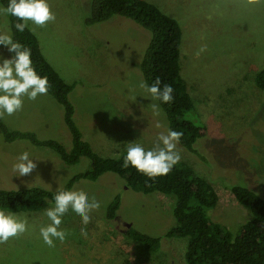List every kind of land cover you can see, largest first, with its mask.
<instances>
[{"label":"rangeland","instance_id":"374dc122","mask_svg":"<svg viewBox=\"0 0 264 264\" xmlns=\"http://www.w3.org/2000/svg\"><path fill=\"white\" fill-rule=\"evenodd\" d=\"M91 1L50 0L55 22L36 27L33 33L47 61L67 83L74 84L69 93L73 120L95 152L118 157L129 142L151 148L168 129L161 105L141 97L146 94L138 88L145 82L140 63L151 32L121 15L87 25ZM146 1L179 23L180 75L194 105L184 117L206 128L193 144L197 155L177 144L180 161L212 185L218 200L208 215L235 236L251 214L233 197L230 187H247L264 199V92L254 83L255 73L264 66V3ZM9 28V17L0 15V30ZM0 53L12 55L3 45ZM152 103L159 104L158 115ZM1 121L10 131L32 132L38 139H54L71 149L63 107L49 93L26 100L21 112ZM25 150L44 161H37L31 174L16 177L12 164ZM89 164L84 156L66 164L53 150L27 139L7 141L0 130V189L57 190ZM70 190L100 202V208L90 213V222L82 224L69 211L61 225L66 240L50 248L39 237V227L48 223L43 213L50 204L38 211L14 212L27 217L31 227L0 244V264H183L186 239L164 236L175 225L170 197L135 190L114 172L96 180L80 179ZM116 195L120 205L110 223L105 211ZM128 226L161 236L158 251L149 252L127 238Z\"/></svg>","mask_w":264,"mask_h":264},{"label":"trees","instance_id":"16d2710c","mask_svg":"<svg viewBox=\"0 0 264 264\" xmlns=\"http://www.w3.org/2000/svg\"><path fill=\"white\" fill-rule=\"evenodd\" d=\"M8 0H0L4 7ZM121 15L133 20L151 32V38L140 63L145 82L153 84L157 79L173 88V101L160 104L165 112L167 126L180 131L183 136L178 143L183 149L197 155L193 147L196 140L206 133V128L184 117L193 109L190 91L180 75L181 28L176 19L163 13L146 0H92L85 23L92 25ZM15 18L9 17V27ZM15 40L31 49L37 70L48 77L49 94L63 107V119L70 132V150L54 139L41 140L34 133L10 131L0 119V130L7 141L27 139L33 145L53 150L66 164H75L80 157H87L89 167L73 174L66 184L57 190L32 186L20 189H0V207L11 212L38 211L52 201L55 192L69 190L80 179L96 180L105 172H114L123 177L127 185L144 193L158 192L171 198V211L175 225L165 237L186 239L183 264H264V199L254 191L240 185L230 187L233 197L250 211L237 235L221 223L213 221L208 211L215 207L218 197L212 185L197 175L192 167L180 161L166 175L150 179L135 169L122 167L124 150L118 157H102L82 138V133L73 120L74 106L69 93L74 84L67 83L44 57L36 35L26 29L18 32L11 28ZM255 85L264 92V66L254 75ZM120 205L119 195L114 196L106 208L105 220L113 223ZM125 236L143 245L149 252L160 247L161 236H153L128 226Z\"/></svg>","mask_w":264,"mask_h":264},{"label":"clouds","instance_id":"9594fccd","mask_svg":"<svg viewBox=\"0 0 264 264\" xmlns=\"http://www.w3.org/2000/svg\"><path fill=\"white\" fill-rule=\"evenodd\" d=\"M257 2L264 3V0H248L249 4ZM0 15L15 18L9 30H0V45L12 53L11 56L0 53V119H4L21 112L26 100L35 101L39 96L47 95L50 88L48 77L42 75L33 62L31 49L14 39L11 28L18 32L26 29L35 32L36 27L42 28L55 22L56 14L52 11L50 0H8L6 6L0 7ZM138 88L146 94L141 97L159 101L160 104H168L174 99L172 86L164 84L161 87L159 79L151 85L141 81ZM136 98L131 99L134 101ZM151 107L153 113L158 115L159 104L152 103ZM157 127L160 125L157 124ZM182 136V132L169 127L166 133L158 135L157 142L151 148L129 142L122 167H131L150 179L166 176L181 160L176 149ZM37 161L44 160L28 150L20 152L12 164L14 176L31 174L37 168ZM49 203L50 206L43 213L48 223L39 227V237L50 248L55 247L57 241L63 243L66 240L67 233L61 225L69 211L87 225L91 219L90 213L100 208V202L95 197L70 189L55 192ZM30 227L27 217L0 207V244L26 233ZM81 234L87 235L84 229H81Z\"/></svg>","mask_w":264,"mask_h":264}]
</instances>
